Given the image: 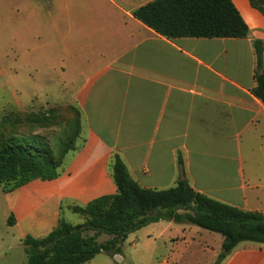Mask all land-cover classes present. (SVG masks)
I'll return each mask as SVG.
<instances>
[{"label":"crops","instance_id":"1","mask_svg":"<svg viewBox=\"0 0 264 264\" xmlns=\"http://www.w3.org/2000/svg\"><path fill=\"white\" fill-rule=\"evenodd\" d=\"M152 1L84 0L52 9L47 31L38 19L37 35L56 48L49 68L69 92L65 105L81 111L84 131L59 178L1 191L7 227H25L20 246L25 236L43 238L54 229L63 206L72 212L114 195L113 154L142 188L166 190L183 178L200 194L264 216V105L252 94V44L264 47V16L247 0H231L247 38L167 39L133 16ZM17 108L28 109L26 103ZM194 227L163 220L129 235L143 233L152 256L156 245L172 252L195 242ZM211 237L202 264H214L221 251L223 238ZM117 257L124 261L122 246ZM221 264H264V244L240 243Z\"/></svg>","mask_w":264,"mask_h":264},{"label":"trees","instance_id":"2","mask_svg":"<svg viewBox=\"0 0 264 264\" xmlns=\"http://www.w3.org/2000/svg\"><path fill=\"white\" fill-rule=\"evenodd\" d=\"M247 1L264 16V0ZM133 16L167 39H244L249 35L231 0H154L136 9ZM252 46L256 62L252 94L264 105V47L260 41H253ZM75 149L72 142L51 145L39 138L0 137L1 191L7 194L36 180H56L64 173L67 155ZM108 172L115 194L71 207L84 217L82 224L59 218L45 237L25 236L21 240L25 264H86L100 253L120 255L129 234L163 220L219 234L223 242L214 264H221L240 243L264 244L261 214L213 200L194 191L183 178L166 190L142 188L129 177L117 154L110 157ZM7 223L11 224V217ZM100 235L109 238L99 243Z\"/></svg>","mask_w":264,"mask_h":264},{"label":"rangeland","instance_id":"3","mask_svg":"<svg viewBox=\"0 0 264 264\" xmlns=\"http://www.w3.org/2000/svg\"><path fill=\"white\" fill-rule=\"evenodd\" d=\"M83 3L84 0H0V137L39 138L51 145L72 142L74 147L80 143L84 131L81 111L65 105L69 92L58 86L59 74L49 68L54 64L50 58L56 48L41 39L37 31L39 20L41 28L48 30L49 10L78 7ZM17 103H26L28 109H18ZM2 201L0 188V264H25L24 248L19 245L25 227L17 230L7 227ZM60 218L72 225L84 222L83 216L68 211L65 206ZM194 228L199 232L195 242L179 244L172 252L156 245L155 253L150 256L143 233H138L136 238L129 235L123 243V262L115 258L120 255L110 257L100 253L90 264H161L162 261L170 264L172 255L174 264H202L208 256L203 243H213L211 236L216 234ZM108 238L101 235L98 242Z\"/></svg>","mask_w":264,"mask_h":264},{"label":"water","instance_id":"4","mask_svg":"<svg viewBox=\"0 0 264 264\" xmlns=\"http://www.w3.org/2000/svg\"><path fill=\"white\" fill-rule=\"evenodd\" d=\"M115 258H116V259H118V257H117V256H116Z\"/></svg>","mask_w":264,"mask_h":264}]
</instances>
